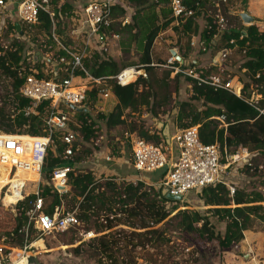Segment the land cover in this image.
Masks as SVG:
<instances>
[{"label":"trees","instance_id":"obj_1","mask_svg":"<svg viewBox=\"0 0 264 264\" xmlns=\"http://www.w3.org/2000/svg\"><path fill=\"white\" fill-rule=\"evenodd\" d=\"M2 1L9 2L11 0ZM61 1L49 0L55 13H57L56 7ZM213 1L184 0L185 6L194 11V16L179 27H175L170 18L167 0H153L152 2L150 0H127L133 8L130 22L121 24L126 9L117 6L113 10L114 23L111 31L119 35L118 48L121 54H130L133 49L136 51L137 64L120 66L108 57L94 53L90 60L83 62L84 68L91 77L96 79L114 77L122 69L130 66H136L144 72V77L139 76L134 83L124 87L115 85L114 81L110 82L117 103L114 104L105 120L109 128H115L124 123L123 112L125 111L140 116L142 109H148L151 104H156L157 107L165 105L166 98L158 101V92L161 89L166 92L170 83L179 79L178 75L171 78V71L159 73L158 67L151 66L165 64L164 61L159 60L156 63L153 62L151 54L153 42L160 33L170 29L178 37L186 38L183 58L190 54V41L195 36H198L199 40L213 50L229 52L236 49L243 53L244 57L239 66V69L244 71L243 76L246 79L244 83L242 82V98L240 99L225 90L198 85L194 80L186 77L184 80L190 85L191 98L201 102L202 109L197 110L190 103H181L177 107L175 128L182 130L196 127L200 143L218 145L221 154L224 151L232 154L237 148H244L257 154L261 157L260 164L245 165L241 172L245 176L264 179V115L259 114L260 110H264V32H261L255 25H241L238 18L232 16L229 11L231 2L227 7H221L222 16L227 24L225 30L218 32L213 18L206 14V10L211 9ZM72 2V0H65L61 6V12H69L72 9ZM10 12H12L11 7L4 10V14L0 11V27L5 13L10 14ZM201 17L204 18L205 25L199 32L196 20ZM38 20L39 25L34 28L36 35L29 39L30 43L38 50L36 58L39 59L43 53L49 52H53L54 60L57 57L65 56L63 51L55 50L56 44L50 37L51 22L48 16L40 13ZM236 21L239 25H235ZM17 25L22 32H27L26 28L17 21L15 23L7 21L4 35L10 36L12 33L18 35ZM233 25L235 27H231ZM60 34L61 31L57 30L56 35L60 36ZM39 35L46 38L43 44L37 39ZM217 35H219L218 38H216ZM25 37L27 38V35ZM33 49L19 35L16 39H10L8 47L4 48L0 45V76L10 83V104L13 109L11 114L0 109V133L27 134L30 137L43 135L42 117L48 103L44 102L38 105L36 115L25 117L24 111L31 106V101L19 94V89L25 78L31 74L30 66L25 60L28 50L33 53ZM33 67L37 71L35 76L38 78L54 77L43 75L38 61L34 62ZM199 72L205 75L221 73L216 65L199 70ZM247 91L249 92L246 93ZM253 91L260 97L254 107L247 102ZM97 101L98 98L93 89L87 93L85 109L76 113V119L80 125L78 132L81 140L72 147L74 155L65 161L61 160L60 155L63 154L65 147L58 139L54 138L52 142L54 150H47L42 168L47 183L50 182L55 169L65 166L72 169L67 174L70 191L62 198L63 212H75L80 223H88L91 219L100 220L98 232L106 231L107 233L88 241L92 257L97 264H138V260L149 264H163L162 261L157 262L156 258L163 253L166 247H169L170 240L159 225L172 220H177V228L180 232L187 235L197 246L205 248L207 244L214 242L220 252L242 242L244 233L249 230L254 220L264 223V206L256 205L264 203V196L259 192L247 193L235 189L233 195H230L225 185L217 184L206 187L196 194L202 206L209 208L206 213L215 218L217 222L224 224V232L221 236L216 235L212 230L209 217L198 211L183 210L169 218L178 208L179 202L166 199L161 194V189L156 192L157 194L152 195L146 189L147 185L144 181L136 184L127 182L117 184L112 180H107L101 183L91 172L74 171L75 165L92 154L85 148L97 136L98 128L95 123L90 121L91 108ZM221 117L223 118L222 122L218 120ZM98 118L104 119L102 115H99ZM131 126L128 133L134 134L136 125L132 123ZM137 132L140 138L155 141L156 144L159 143V137L162 139L161 131H158L159 137L157 135L149 136L144 127H139ZM81 153L84 154L83 157H80ZM163 175L164 172L158 177L155 175L156 179L150 178L154 181L150 183L151 188L156 186L158 182L155 183V181L161 180ZM3 184L4 180H0V186ZM40 195L44 200L45 214L51 215L54 208L60 206L59 198L48 186L40 188ZM32 199L33 197H29L20 203L15 209V214L0 206V211L8 214V221L0 219V239L2 235L10 237L12 243L20 247L23 246V237L19 231L26 223L24 214L28 209V202ZM9 222L11 225L7 226ZM1 225L4 227L2 228ZM118 226H124L129 230L112 231ZM85 233L92 232L86 231ZM142 255H146L147 258Z\"/></svg>","mask_w":264,"mask_h":264},{"label":"built area","instance_id":"obj_2","mask_svg":"<svg viewBox=\"0 0 264 264\" xmlns=\"http://www.w3.org/2000/svg\"><path fill=\"white\" fill-rule=\"evenodd\" d=\"M72 1V9L64 14L61 12L63 2L59 3L62 5L56 7L57 13L52 10L49 0H19L16 4L14 12L16 21L27 31H32L39 25L40 13L48 16L51 22L50 37L56 44L55 50L63 51L65 56L54 60L53 52H49L37 59L38 54L35 52L26 53L25 61L30 66L31 74L25 78L19 94L31 101V106L24 111L25 117L36 115L38 105L48 103L42 117L43 135L30 137L27 134L0 133V170L2 168L7 170V183L0 186V205L5 209L17 207L29 197H33L28 202V209L24 214L26 223L19 231L23 237V246L20 249H13L1 242L0 264H29L28 252L34 243L30 239L33 230L37 236L35 241L39 239L41 241L42 236L76 230L80 226L75 212H63L62 198L70 191L67 183V174L72 171L70 167H60L53 171L50 179L52 186L49 188L59 198L60 206L54 208L51 215L44 212L45 204L40 195L39 183L47 150L56 138L65 147L62 154L65 159L74 155L72 147L81 140L76 110L85 109L88 92L94 89L98 100L115 99L111 90V81H114L117 86L124 87L134 83L139 76L144 77L140 73L142 70L138 67L122 69L117 75L109 78L96 79L88 74L83 62L90 60L94 53L108 57L113 44L119 40V35L111 31L112 11L119 0ZM167 1L170 18L175 27H179L194 16V11L185 6L184 0ZM244 1L214 0L211 3L212 10L207 16L213 18L218 32L225 30L227 24L222 16L221 7H227L229 2L241 5ZM11 4H13L12 1L0 0L1 13ZM60 22L62 26L67 27L63 39L56 35ZM1 25L3 28L4 21ZM193 44L194 37L190 41V45ZM220 53L221 58L225 59L227 51ZM36 61L43 75L54 77L44 79L35 76L37 71L33 64ZM151 66L169 69L173 74H182L194 80L198 85L225 90L242 98L241 91L235 88L232 81L222 80L219 77L222 72L219 75H205L199 72L203 69L196 68L193 63L183 68L184 62L177 55H171L163 65ZM216 67L219 68V65ZM257 100L250 97L247 102L254 107ZM259 114L264 115V110H260ZM218 120L222 122L223 118H218ZM171 140L176 153L174 160L169 156L171 149L152 144L140 137L131 141L133 170L139 175L164 172L160 182L157 183L163 195L167 193L185 197L190 193L197 194L202 189L217 184L226 186L225 174L229 165L239 161L245 163L249 152L244 148H237L232 154L225 151L221 154L218 145L200 143L196 127L175 131ZM106 160L109 159L106 158ZM30 177L34 180L33 182L29 181ZM139 178H135V182H143ZM228 190L229 194L233 195L235 189L228 188ZM13 251L17 253H12Z\"/></svg>","mask_w":264,"mask_h":264},{"label":"rangeland","instance_id":"obj_3","mask_svg":"<svg viewBox=\"0 0 264 264\" xmlns=\"http://www.w3.org/2000/svg\"><path fill=\"white\" fill-rule=\"evenodd\" d=\"M11 1L13 2V4H11L9 7H11L12 12H10V14L5 13V16L3 17V21L5 23L4 27H0L1 47H8L10 44V39H16L19 35H16L15 33H12L10 36L4 35L6 31V22H16L14 12L16 4L18 3L17 1L19 0ZM152 1L153 0H150V2ZM253 1L255 2V6H258V8L262 10L264 9V1ZM125 5V17H131L133 14L132 6H130L128 2H126ZM242 9L243 6H234L233 11H237L238 13L239 11H242ZM209 10L210 8L206 10L207 15L209 13ZM262 17L263 16L259 18ZM200 20L198 21L197 19L196 21L199 22V28H202L205 25V22L204 19ZM261 21L263 22L264 20ZM23 33L27 35L26 39L28 40L36 35V31L34 29L32 31H24ZM159 35V37L157 36L153 42L151 53L152 60L155 63L158 60L164 61V63H166V60L170 57L169 53L171 51H174L175 55L181 57L182 61L184 62L183 68L192 65V63H194L195 61L200 63V56L205 55L207 58V64L205 65V68L208 69L211 66V59L215 58L216 56V50H213L206 43L200 42L199 39H197L194 40V44L192 46L190 45L192 49L188 57L183 58L182 54L184 52V49L186 48L185 37H178V35H176L175 32L170 29L166 30L163 33H160ZM122 37L123 36L121 35V38ZM37 39L41 44L46 41V38L41 35H39ZM29 44H31L30 40ZM31 47L35 48L33 44ZM113 47V49L109 53L108 59L115 61L116 64L120 66L137 64V54L134 49L130 52V54H121L118 45L116 47V43H114ZM28 52L30 53L29 50ZM220 54L217 58L221 60V63L223 64L222 67L219 65L220 70L222 71L219 77L222 80L232 81L233 85H235L236 88L243 87L242 82L244 83L246 79L243 76L244 71L239 69L242 60H238V58L236 57L232 58V60L230 61L228 59L226 62H223L224 59L221 58ZM162 71L171 70L158 68L159 73H161ZM140 73L141 75H144L143 71H141ZM176 75H178L179 79L177 81H172L166 89V92L161 89L157 94L158 101H162L164 98H166L165 105H163L162 107H157L156 104H151L148 109H142L140 116L132 115L128 111H125L123 112L124 123L115 128H109L106 125L105 120L114 107L115 99L106 101L99 99L97 102H95L90 111V121L96 124L98 132L96 138L92 139L90 144H88L85 148L92 152V154L81 161L79 164L75 165V167L73 168L74 171L94 173L96 175V179L101 183H104V181L107 180H112L117 184L122 182L136 184L137 181L135 182L134 179L139 177H136V173H134V171L132 170V167L130 165V157L131 141L137 137L139 138L140 135L137 132L139 130V127H144V130L148 132L149 136L153 137V135H157L159 137L157 128L159 125H163V127H167V130L171 131L172 136L175 131L179 130L175 128V117L178 110L177 107L181 103H190L197 110L202 109L201 102L192 100L190 85L187 84V82L184 80L186 77L182 74H173V72L171 71V78ZM248 92L249 91H247L246 93ZM10 95L11 92L9 81L3 76H0V109H4L6 113L11 114L13 109L10 104ZM250 95L251 97L254 95L253 97L255 99H260V97L257 95L255 97L254 91L251 92ZM99 115H102L105 119L100 120L98 118ZM132 123L136 125V132L134 134L128 133V130L130 129V127H132ZM129 134L131 135V138H129ZM168 138L169 144H166V140L163 135L162 139L159 137L158 144L163 148H167L168 150L171 149V154L169 156L174 160L176 158V153L172 145L171 137ZM147 142L156 144V142L152 140H149ZM49 150L54 149L52 146H50ZM83 156L84 154L81 153L80 157ZM105 156H108L111 161L106 162L104 159ZM116 156H118V158H120L121 160L120 162H118L119 166L115 165L112 161L118 160ZM60 159L63 161L67 160L63 157L62 154L60 155ZM260 162V156L252 152H248L245 163L239 161L230 164L225 174L227 188L239 189L247 193L259 192L264 196V179L245 176L242 175L241 172L245 165L256 166L259 165ZM105 170L115 171L113 174L107 173ZM6 172L7 170H0V180H4L3 185L7 183V181H5L7 179ZM159 174H162V171L153 173V175L140 174V176L144 179H147L153 178L155 177V175L158 176ZM143 181L147 185L146 189H148L152 195L157 194L156 192L160 190L157 184L156 186L151 188L152 186L150 185V183H153V180H150L149 182L145 180ZM157 182H160V180H158ZM39 186L41 188H43L44 186L50 187L52 186V182L50 180V182L47 183V180L42 173ZM160 192L162 194V190ZM256 205L264 206V203H258ZM1 207L6 211L15 214L16 207L15 209H5L3 206ZM208 209V207L202 206L201 202L198 199V196L195 193H190L183 197V200L178 204V208L169 216V218H172L177 212L183 210L198 211L201 214L209 217V223L214 233L216 235L222 236L224 232V224L219 223L215 218L210 217L209 214L206 213ZM0 219H2L1 221H8V214L0 211ZM99 223L100 220L95 221L94 219H91L88 223H80V226L76 230L42 236L41 247L32 246L31 250L28 252L29 264H97L96 260L92 257L91 246H89L88 241L94 237H98L107 233L106 231L98 232V227L100 226ZM10 225L11 223L9 222L7 226ZM1 227L3 228L4 226L1 225ZM159 227L164 229L167 238H169L170 240L169 247H166L163 250V253L156 258V261L159 263L162 261L163 264H264V223H260L256 220L252 222L249 230L244 233V239L242 240V242L222 252L218 250L217 245L214 242H210L205 246V248L197 246V244L189 237H187V235L180 232V230L177 228V220L169 221L166 224L159 225ZM120 229L129 230L124 226H118L112 231H117ZM86 231L92 233H85ZM32 237V242H35L37 236L34 232H31L30 239ZM1 242L6 247H11L13 249L22 248L17 244L12 243L10 237L2 235L0 244ZM12 253L16 254L17 252L13 251ZM142 256H144V258H147L146 255ZM138 264L149 263H146L143 260H138Z\"/></svg>","mask_w":264,"mask_h":264},{"label":"crops","instance_id":"obj_4","mask_svg":"<svg viewBox=\"0 0 264 264\" xmlns=\"http://www.w3.org/2000/svg\"><path fill=\"white\" fill-rule=\"evenodd\" d=\"M262 1H264V0H262ZM61 2H65V0H62ZM127 2V0H119V2H118V4H117V6H120L121 8H123V9H126V5H125V3ZM255 2L253 1V0H247V7H246V10H247V12L252 16V17H254V18H256V19H258L259 21H261V20H264V9L262 10V9H260V8H258V6H255V4H254ZM243 4V3H242ZM242 4L241 5H239V3H231L230 4V12H231V14H232V16H234V17H236L234 14L235 13H237V11H233V8H234V6H242ZM256 4H257V2H256ZM59 5H62V3L61 4H59ZM262 5V4H261ZM116 6V7H117ZM115 8V7H114ZM114 8H113V10H114ZM212 10V8L209 10V11H211ZM70 12V11H69ZM69 12H67V13H69ZM255 12H257V13H255ZM63 13V12H62ZM64 13H66V12H64ZM63 13V14H64ZM112 16H113V11H112ZM261 16H263L262 18H259V17H261ZM238 18V17H237ZM200 19H204L203 17H201V18H198V21L200 20ZM129 20H130V17H124V19L122 20V25H124V24H126V23H129ZM238 20H239V22L241 23V25H243L242 24V22H241V20L238 18ZM198 21H196L197 22V26H198V30H199V32L203 29V27L202 28H199V22ZM200 21H202V20H200ZM113 23H114V19H113ZM239 25V23L236 21L235 22V25ZM63 24H62V22H60L59 23V27H58V30L59 31H61V34H60V36H59V38H61V39H63V37L65 36V34H66V30H67V27L66 26H62ZM235 25H233V26H231V27H235ZM253 25H255V26H258L259 27V30L261 31V32H264V21L263 22H257V23H254ZM243 26H245V25H243ZM251 26V25H250ZM162 35V34H161ZM161 35H159V36H161ZM158 36V37H159ZM219 37V35H217L216 36V38H218ZM197 39H199V37L197 36H195L194 37V40H197ZM200 42H202L201 40H199ZM118 42V41H117ZM117 42H115L116 43V47H117V45H118V43ZM114 45V44H113ZM115 47V46H114ZM113 47V48H114ZM113 48H111V50L113 49ZM152 48H153V46H152ZM190 49H192L191 47H190ZM34 50V49H33ZM110 50V51H111ZM217 52H215V58H213V59H211V66L212 65H220L221 67H222V64L223 63H221V60H219L218 58H217V55L221 52V51H219V50H216ZM35 52V51H34ZM36 53V52H35ZM110 53V52H109ZM151 53H152V51H151ZM36 54H38V50H37V53ZM169 55L171 56V52L169 53ZM238 58V60H242L243 59V53H241V52H239L238 50H236V49H234V50H232V51H229V52H227V54H226V57H225V59L223 60V62H226L228 59H229V61L230 60H232V58ZM200 63L199 62H197V61H195L193 64H194V66H197L196 68H198V69H206L205 68V65L207 64V58H206V56L205 55H203V56H200ZM210 66V67H211ZM220 66H219V71L220 72H222L221 70H220ZM236 88V87H235ZM237 90H240L241 91V89H242V87H238V88H236ZM254 96V95H253ZM252 96V98H254ZM255 97H256V95H255ZM114 99V98H113ZM109 100H111V99H109ZM117 103V101L115 100V104ZM105 119V118H104ZM157 130L158 131H161L162 132V135H163V131L161 130V129H158L157 128ZM167 132H168V136L169 137H171V131L170 130H167ZM128 136H131L130 134L128 135ZM131 138V137H130ZM106 158H108L109 160L107 161L106 160ZM105 161L106 162H110L111 161V159L108 157V156H105ZM118 160L117 161H115V160H112L113 162H114V164L115 165H117V166H119V163L118 162H120L121 160H120V158H117ZM130 160H131V157H130ZM130 165H131V167H132V164L130 163ZM132 170H133V168H132ZM106 171V170H105ZM114 171L115 170H107L106 172L107 173H113L114 174ZM134 171V170H133ZM134 173H136L135 171H134ZM93 175H94V177L96 176L94 173H92ZM140 177L142 180H145V181H147V182H149L150 180H152V179H150V178H147V179H144L143 177H141L139 174H137L136 173V177ZM159 176V175H158ZM157 176V177H158ZM135 177V176H134ZM156 176L154 177L155 179L157 178ZM96 178V177H95ZM157 182V180L155 181V183ZM133 184V183H132Z\"/></svg>","mask_w":264,"mask_h":264},{"label":"water","instance_id":"obj_5","mask_svg":"<svg viewBox=\"0 0 264 264\" xmlns=\"http://www.w3.org/2000/svg\"><path fill=\"white\" fill-rule=\"evenodd\" d=\"M242 6H243L242 11H239L238 13H235L234 15L241 20V22H242L243 25L250 26V25H253L254 23L262 22V21H259L256 18L252 17L247 12V10H246L247 0L244 1V3H243ZM16 27H17V31H18L19 36L23 40H26L29 43V40L26 39L24 33L20 30L19 25H17ZM243 34H244V32H243ZM30 45L32 46V44H30ZM34 51L37 53V49L36 48H34ZM171 55L172 56H175V52L174 51H171ZM218 56H219V54L217 55V57ZM80 111L81 110H76V112H80ZM158 128L163 131V137L166 140V144H169V138H168L169 136H168V132H167V127H163V125H159ZM2 169L6 170L5 168H2ZM164 196H165L166 199H168L170 201H173V202H181L183 200V197L182 196H173V195H170V194H167V193H164ZM12 209H15V206H13Z\"/></svg>","mask_w":264,"mask_h":264},{"label":"bare ground","instance_id":"obj_6","mask_svg":"<svg viewBox=\"0 0 264 264\" xmlns=\"http://www.w3.org/2000/svg\"><path fill=\"white\" fill-rule=\"evenodd\" d=\"M5 181H7V179H6ZM29 181H30V182H33L34 180L32 179V177H30ZM41 245H42V241H40V240H37V241H35V242L32 244L33 247H41Z\"/></svg>","mask_w":264,"mask_h":264}]
</instances>
